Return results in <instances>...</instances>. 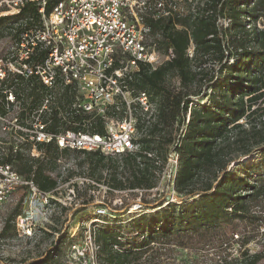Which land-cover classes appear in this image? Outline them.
I'll return each mask as SVG.
<instances>
[{
	"label": "trees",
	"instance_id": "1",
	"mask_svg": "<svg viewBox=\"0 0 264 264\" xmlns=\"http://www.w3.org/2000/svg\"><path fill=\"white\" fill-rule=\"evenodd\" d=\"M180 3L184 8L177 7ZM52 7L49 2L48 14ZM163 11L168 14H160ZM40 21L39 5L33 1L17 15L0 17V39L7 40L6 49L10 40ZM260 22H264V0H152L144 17L150 29L146 42L171 56L156 68L140 64L128 80L132 95L145 91L154 105L147 112L137 103V109L132 106L137 150L106 155L61 148L55 138L35 143L21 131H3L0 120V133L10 137L0 136V163L12 164L40 189L53 192L64 164L75 157L78 165L86 164L88 178L104 182L110 190L153 194L140 200V210L131 213L126 225L93 222L107 264H177L182 251L197 255L196 264H257L264 256L260 230L264 226V26ZM46 55V50L37 48L32 58L43 61ZM174 76L177 87L171 85ZM9 92L19 109L7 101ZM76 93L75 83L66 84L59 73L53 88L36 77L11 75L0 84V116L15 114L27 126L51 95L49 110L40 113L46 132L103 134L106 120L75 109ZM112 108L106 116L122 118L127 105L121 102L119 108ZM34 146L39 155L32 154ZM172 153L178 165L171 199L166 190L151 192L159 188ZM251 156L245 163L243 158ZM73 186L77 188V183ZM134 203H128L126 211ZM19 212L16 209L7 217L5 231ZM258 239L263 241L262 250L251 253L248 245Z\"/></svg>",
	"mask_w": 264,
	"mask_h": 264
},
{
	"label": "built area",
	"instance_id": "2",
	"mask_svg": "<svg viewBox=\"0 0 264 264\" xmlns=\"http://www.w3.org/2000/svg\"><path fill=\"white\" fill-rule=\"evenodd\" d=\"M28 1L39 5L41 21L10 40L5 54L0 56V84L11 75H20L25 79L36 77L53 88L59 73L66 84L76 85L74 108L102 116L106 120L105 132L67 130L57 135L46 132L40 113L49 110L51 95L27 122L29 126L21 124L15 114L0 116L3 131H21L35 143H46L55 138L61 148L98 150L106 155L137 150L134 141L137 119L132 102L145 112L153 111L154 105L145 91L132 98L128 80L139 70L140 64L156 68L171 56H164L146 42L150 29L145 25L144 17L152 0H0V17L19 14ZM49 2L53 7L48 14ZM158 6L162 9L164 2L160 1ZM161 13L168 14L167 11ZM37 48L47 51L43 61L32 58ZM7 101L15 103V109H19L12 92L8 93ZM121 102L126 103L127 110L124 117L115 122L106 115L112 107L119 108ZM32 154H40L35 146ZM168 160L175 173L177 155H171ZM20 189L27 193L33 206L45 207L50 203L52 192L40 189L32 178L19 174L12 164L0 163V205ZM140 207L137 204L134 208L140 210ZM33 220L32 214L15 218L13 224L19 235L31 233ZM263 231L264 226H261ZM96 244L87 231L81 242L72 243L68 264H100Z\"/></svg>",
	"mask_w": 264,
	"mask_h": 264
},
{
	"label": "rangeland",
	"instance_id": "3",
	"mask_svg": "<svg viewBox=\"0 0 264 264\" xmlns=\"http://www.w3.org/2000/svg\"><path fill=\"white\" fill-rule=\"evenodd\" d=\"M178 6L184 8L185 4L180 3ZM259 26L263 27L264 22H260ZM6 45L7 40L4 43V39H2L0 52H6ZM171 85L175 87L179 85L175 76L171 79ZM132 98L135 96L132 95ZM132 106H136V109L138 107L135 102H132ZM134 110L135 108H133V112ZM111 118L117 122L123 117L118 115ZM0 136L7 137L8 135L0 133ZM171 155L176 154L172 153ZM252 158L253 156L246 157L243 160L248 163ZM71 159L73 160L64 164L59 185L52 192L50 203L45 207L31 205L27 193L22 189L15 192L6 203L0 205V261L2 263L68 264L71 260L72 243L81 242L88 231L95 239L96 245L99 246L97 253L99 263L107 264L101 255L95 233L96 226L94 227L93 222L107 223L109 221L112 224L126 225L131 219V213L139 211L134 207L139 204L140 200L143 197H154L153 194L149 195L139 190H110L104 182L99 183L87 177L86 164L82 167L74 161L75 157ZM80 159H83L82 156ZM169 163L168 160L159 188L151 193H156L157 190L158 193H162L166 190L169 192V198L172 199V178L175 173L171 170ZM68 170L72 173L71 178H68ZM74 183H77V188H74ZM132 201L135 203L126 211V205ZM16 209L20 211L19 215L32 214L34 216V226L30 234L19 235L13 222L6 231L4 230L7 217ZM63 241L65 242L62 243ZM262 242L260 239L251 242L248 245L250 252L261 251ZM236 249H239L238 245H236ZM196 260H198L197 255H190L186 251H182L178 254L175 263L196 264ZM257 264H264V256Z\"/></svg>",
	"mask_w": 264,
	"mask_h": 264
}]
</instances>
